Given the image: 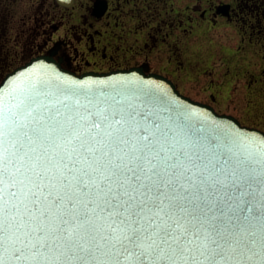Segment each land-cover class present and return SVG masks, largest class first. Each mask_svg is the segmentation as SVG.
Returning a JSON list of instances; mask_svg holds the SVG:
<instances>
[{"label": "snow or ice", "instance_id": "obj_1", "mask_svg": "<svg viewBox=\"0 0 264 264\" xmlns=\"http://www.w3.org/2000/svg\"><path fill=\"white\" fill-rule=\"evenodd\" d=\"M82 88L29 79L0 91V264L264 262L228 227L255 207L248 173L228 168L232 145L264 160V141L218 153L189 113L150 119L151 93L102 106ZM181 139L204 152L173 151Z\"/></svg>", "mask_w": 264, "mask_h": 264}, {"label": "rangeland", "instance_id": "obj_2", "mask_svg": "<svg viewBox=\"0 0 264 264\" xmlns=\"http://www.w3.org/2000/svg\"><path fill=\"white\" fill-rule=\"evenodd\" d=\"M125 1L112 0L111 16L92 20L91 32H105L95 40L108 46L112 64L148 61L152 70L172 78L183 94L264 130V0H133L124 5ZM40 3L39 18L47 22L42 30L61 23L54 38L72 40L79 60L96 61L101 68L111 64L100 54L91 56L88 44L76 39L83 34L89 0H78L67 11L52 0H0V81L20 64L23 49L16 38L19 33L29 35ZM226 3L233 7L232 18L217 14L218 6ZM106 29H113L112 35L106 36ZM45 38L41 35L39 40ZM82 66L86 68V61Z\"/></svg>", "mask_w": 264, "mask_h": 264}, {"label": "water", "instance_id": "obj_3", "mask_svg": "<svg viewBox=\"0 0 264 264\" xmlns=\"http://www.w3.org/2000/svg\"><path fill=\"white\" fill-rule=\"evenodd\" d=\"M57 2L65 7H70L74 0H57ZM230 8V4H221L217 10L219 13L228 16ZM106 9V2L98 1L94 14L100 17ZM29 79L51 81L53 84L67 89L83 86L82 89L78 90L91 93L98 101L102 102V106L116 105L117 100L125 107L129 104L143 106V97L138 98L136 94L151 93L155 102L152 105L143 106L146 114H150V119L160 124L171 123L169 117H175L177 111L187 112L191 116L193 125L202 127L206 135L212 134L217 137L218 153L225 152V145H228L230 140H236L239 143L241 139L245 142L250 139L256 144L264 141V130L243 125L238 118L231 114L217 112L212 105L183 94L174 81L166 75L147 72L143 66L78 74L65 68L52 55H39L9 72L0 82V91H7L14 82L26 86ZM3 99L5 103L10 100L6 96ZM232 147L234 151L240 153V156L234 157L228 168L230 171H246L248 173L250 177L248 192L250 195L246 196L245 199L251 200L255 207L254 213L249 215L248 219L242 218L240 222H234L228 227L238 232L256 252H264V213L256 214L261 204H264V160H260L257 156L255 160L248 161L245 159L246 153L240 147L236 145H232ZM196 150L201 153L204 152L203 148L194 149L187 146L182 139L173 147V151L177 153L181 151L191 153ZM249 151H255V149L249 148ZM232 264H264V262L259 256L248 260L242 255L238 260L232 261Z\"/></svg>", "mask_w": 264, "mask_h": 264}, {"label": "flooded vegetation", "instance_id": "obj_4", "mask_svg": "<svg viewBox=\"0 0 264 264\" xmlns=\"http://www.w3.org/2000/svg\"><path fill=\"white\" fill-rule=\"evenodd\" d=\"M52 1L54 2V5L57 8H61L67 11L69 9H72L76 5L78 0H74L73 5L70 7H65L59 4L57 0H52ZM98 1H103V2H106L107 4V9L105 10V13L100 17L94 14L96 2ZM131 1L133 0L125 1L124 5ZM121 4L122 3L120 2V5ZM111 9H112V0H89V3L86 6V12L83 13V19H84L83 30H82L83 34L81 35L79 34L80 36L78 35V37H76L74 34V37H76L79 43L85 42L84 46L88 44L87 48L89 49V52L92 54L91 56H97L100 54L103 61L110 60L111 64L107 65L104 68H101L97 66L96 61L92 62L89 59L79 60V57H78L79 48L78 46H73L72 40H68V39H64L60 37H57L56 39L54 38V35L56 34V32L60 31V29L63 26V24L61 23L57 24L53 22L49 25L50 27L43 28L42 30V26L44 25V23H47V22L44 21L43 18H39V14H43L42 4L40 3V7L36 9L37 14L35 16V25L33 29H31L29 35L27 34L28 36L26 35L25 37L21 33H19L18 37L16 38L19 41V43L22 45V49H23L22 56L20 57L21 62L18 66L23 65L24 63H26L33 57H36L39 55H52L56 60L61 62V64L65 68L72 70L79 74L89 72V71L107 72V71H112L116 69L130 68L134 66H143L145 69H147V72H157V71L152 70L151 64L148 61H144L142 63H132V64H124V63H119V62H118L119 64H112V62H114V57L113 55H108V52H107L108 46L103 45V47H101L100 44H97L95 40L96 36H102V35L105 36L104 34L105 32H102L99 29H95L94 32H91L90 30L95 26L92 20L102 21L106 17H110L111 16L110 13L112 11ZM217 14L219 16H224L222 14H219L218 11H217ZM260 14L261 12H259V15ZM227 17L229 18L233 17V7L232 6L230 8V14ZM105 31L107 32L109 31L106 35L108 36V35H112L113 29H110V30L106 29ZM41 35L46 37L45 39H43V41L39 40V37ZM135 37L136 39H139L138 35H135ZM6 56L8 60L9 57L8 55ZM7 60H6V63H8ZM83 61H86V68H83L82 66ZM18 66H16L15 68H17ZM10 71H8L7 73H9ZM0 77H1V74H0Z\"/></svg>", "mask_w": 264, "mask_h": 264}]
</instances>
